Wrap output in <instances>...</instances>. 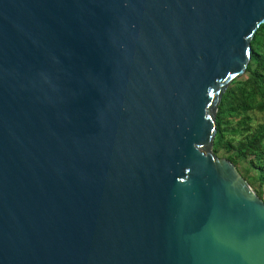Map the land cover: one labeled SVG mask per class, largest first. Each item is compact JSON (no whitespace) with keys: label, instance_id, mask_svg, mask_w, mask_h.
<instances>
[{"label":"water","instance_id":"obj_1","mask_svg":"<svg viewBox=\"0 0 264 264\" xmlns=\"http://www.w3.org/2000/svg\"><path fill=\"white\" fill-rule=\"evenodd\" d=\"M264 0H0V264H264V201L212 151Z\"/></svg>","mask_w":264,"mask_h":264},{"label":"trees","instance_id":"obj_2","mask_svg":"<svg viewBox=\"0 0 264 264\" xmlns=\"http://www.w3.org/2000/svg\"><path fill=\"white\" fill-rule=\"evenodd\" d=\"M250 45L245 72L232 80L218 105L212 151L233 162L264 201V22Z\"/></svg>","mask_w":264,"mask_h":264},{"label":"rangeland","instance_id":"obj_3","mask_svg":"<svg viewBox=\"0 0 264 264\" xmlns=\"http://www.w3.org/2000/svg\"><path fill=\"white\" fill-rule=\"evenodd\" d=\"M217 156H219V157H223V156H221V155H217ZM264 196V195H263Z\"/></svg>","mask_w":264,"mask_h":264}]
</instances>
